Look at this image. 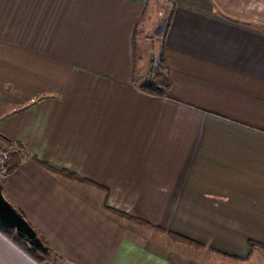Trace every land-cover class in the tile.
<instances>
[{
    "label": "crops",
    "instance_id": "1",
    "mask_svg": "<svg viewBox=\"0 0 264 264\" xmlns=\"http://www.w3.org/2000/svg\"><path fill=\"white\" fill-rule=\"evenodd\" d=\"M155 16L166 95L136 82ZM0 137L54 263L264 264V0H0ZM0 264L40 262L0 229Z\"/></svg>",
    "mask_w": 264,
    "mask_h": 264
},
{
    "label": "rangeland",
    "instance_id": "2",
    "mask_svg": "<svg viewBox=\"0 0 264 264\" xmlns=\"http://www.w3.org/2000/svg\"><path fill=\"white\" fill-rule=\"evenodd\" d=\"M165 29V17L161 18L160 16H155L152 17L150 21L146 18L145 22L141 23V30L138 38V67L141 66V63H143V66L140 71L144 69V66L147 65V67L141 72L142 75L136 80L139 84H149L154 73L158 71V63L160 60L161 47L164 42L163 36ZM14 144L15 143L7 142L0 137V175L3 171L2 167L5 159H7L9 155L17 152L16 150L18 147ZM8 153L10 154L7 156ZM48 261L51 264H58L54 263L52 259H49Z\"/></svg>",
    "mask_w": 264,
    "mask_h": 264
},
{
    "label": "trees",
    "instance_id": "3",
    "mask_svg": "<svg viewBox=\"0 0 264 264\" xmlns=\"http://www.w3.org/2000/svg\"><path fill=\"white\" fill-rule=\"evenodd\" d=\"M170 73L169 68L166 65V59L164 57L163 51L160 54V60L158 63V71L154 73V75L151 78V82L147 85H145L143 88L149 90L150 92H153L155 94L159 95H166L171 87V79H170ZM18 149L15 154L9 155L7 159H5V162L3 164V173L5 174H11L14 171H16L23 159L25 158V152L23 151L22 147L18 144L16 145ZM35 160L44 165L45 167L54 170L62 172V170L57 169L51 165H49L46 162H43L39 160L37 157H34ZM0 229L12 240H14L18 245H20L25 251L30 253V255L35 258L40 264H51L48 261V257H46L44 254H42L40 251L34 249L31 247L25 240L19 238L14 229L5 228L0 224ZM40 236H42L40 234ZM43 238V237H42ZM46 244L48 242L43 238ZM50 258V257H49Z\"/></svg>",
    "mask_w": 264,
    "mask_h": 264
},
{
    "label": "water",
    "instance_id": "4",
    "mask_svg": "<svg viewBox=\"0 0 264 264\" xmlns=\"http://www.w3.org/2000/svg\"><path fill=\"white\" fill-rule=\"evenodd\" d=\"M0 224L5 228L14 229L16 235L19 238L25 240L31 247L40 251L46 257H53L55 255L51 247L46 244L43 238L40 236L37 229L4 195L1 182Z\"/></svg>",
    "mask_w": 264,
    "mask_h": 264
},
{
    "label": "built area",
    "instance_id": "5",
    "mask_svg": "<svg viewBox=\"0 0 264 264\" xmlns=\"http://www.w3.org/2000/svg\"><path fill=\"white\" fill-rule=\"evenodd\" d=\"M10 153L7 154V156L9 155Z\"/></svg>",
    "mask_w": 264,
    "mask_h": 264
}]
</instances>
